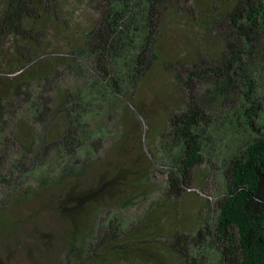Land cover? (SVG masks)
Returning <instances> with one entry per match:
<instances>
[{
    "label": "trees",
    "instance_id": "1",
    "mask_svg": "<svg viewBox=\"0 0 264 264\" xmlns=\"http://www.w3.org/2000/svg\"><path fill=\"white\" fill-rule=\"evenodd\" d=\"M76 6L97 16L76 24ZM181 22L216 32L194 60L161 42ZM201 62L212 65L189 72V101L182 93L171 104L184 84L178 73L168 80L169 66ZM0 68L10 76H0V136L9 129L0 137V183L15 196L0 206V264H63L69 254L81 258L87 243L107 261L145 243L115 213L152 192L151 144L182 145L183 166L168 175L178 200L203 162L213 121L206 110L224 109L247 139L225 170L212 235L221 241V264H264V0H0ZM155 75L149 103L144 84ZM193 77L206 82L200 94ZM102 102L105 121L98 120ZM48 154L55 160L46 170ZM28 174L37 175L36 187L24 186ZM175 247L173 263L189 260L186 248Z\"/></svg>",
    "mask_w": 264,
    "mask_h": 264
},
{
    "label": "rangeland",
    "instance_id": "2",
    "mask_svg": "<svg viewBox=\"0 0 264 264\" xmlns=\"http://www.w3.org/2000/svg\"><path fill=\"white\" fill-rule=\"evenodd\" d=\"M74 2V1H73ZM206 0L202 3H205ZM80 6V5H79ZM79 6H76L77 12L75 13V22L78 23H87L89 17L94 19L96 11H90L88 6H83L82 9H79ZM181 26L174 28V26H169L167 28L169 35L161 37V42L166 47H174L176 50H172L174 53L182 52L187 56L191 54L193 60L196 59L195 50L199 45H205L211 39L215 41V34L212 36L206 35L205 31L202 29H191L187 27L186 22H181ZM176 29V31H175ZM184 29V30H182ZM10 42H13V39H10ZM9 44V43H8ZM12 45V43H11ZM54 45L58 50L63 51V47L60 42H54ZM184 46V47H183ZM183 47V48H182ZM180 55V54H178ZM178 59V58H177ZM212 65L205 64L201 62L200 64L189 63L182 66H169L167 74L168 80H173V74L181 75V84H184L180 90L178 89L175 97L171 100V104L174 105L176 102V96L179 94L185 95L186 102L189 101V88L186 85L188 82L189 72L192 70H199L203 66ZM0 76L7 77L8 69L0 68ZM10 77V76H9ZM158 76H154L153 79L145 83L143 89L144 99L150 103L148 94L152 93L154 90V80ZM84 81V79H81ZM190 82V81H189ZM82 85V82L77 83L76 85ZM1 85V83H0ZM51 85V84H50ZM191 89L194 93L200 94L205 86L206 82L203 79H198L193 77L191 81ZM227 99H231V93L228 92ZM122 101L118 100L117 103L111 108L112 112L120 110L122 106ZM104 109H101V116L98 118L100 121H105V110H109L102 102ZM187 107L186 103H183L180 109ZM225 110H219L218 112L209 111L213 115L212 125L209 131H207V138L202 141L205 142V148L203 152V162L195 165L192 169L193 182L190 187L185 188L183 194L180 198L174 199V195L169 194V183L168 175L169 173L179 172L182 165V155H180L182 145L173 142L172 144L167 145L166 143L162 144L159 140L157 145L151 144L153 151L148 152L150 159H153L151 162V182L153 184L152 192L149 195H144L135 200V202L128 207H120L116 211L117 218L126 223L127 228L132 230L137 229L136 232L139 233L138 239L145 241V243H138L135 248H119L117 250L118 254L123 256H113L111 259L108 258L105 261V253L108 246H103L104 255H94L89 251V243L84 247V250L81 249V258H74L72 254H69L68 257L63 259V264H175L171 257L176 255V247L180 248L183 246L186 248L187 252L191 255L189 260L186 262L183 261V264H190L195 262L196 264H221L220 262V250L217 248V245L221 246V241L212 235V232L215 229V224L218 216V202L223 197L227 189V178L225 175V170L230 161V157L233 154H239L243 148L244 142L247 139V135L242 133L240 130H237L232 127L234 125L229 124V122L224 118ZM7 114L4 115L7 119L10 118V111L7 109ZM175 112H178L177 109ZM13 120V119H12ZM11 120V121H12ZM10 121V122H11ZM111 128L116 133L117 125L111 123ZM109 127V126H108ZM117 128V129H116ZM144 127L143 130H145ZM9 129L3 133L6 135ZM1 135L0 137H3ZM90 152V148H88ZM82 152V150H81ZM88 152H82L79 157L84 159L86 158ZM152 152L155 154L154 157H151ZM96 152H91V155H95ZM90 155V154H89ZM43 157V156H42ZM41 157V158H42ZM54 157H50V154L46 156L45 169L48 170V161H54ZM30 165V162L27 163ZM149 165V163H148ZM4 171H0V175ZM27 180L23 178V184L36 187V182H39L38 178L33 179L31 174H28ZM148 182L144 180V183ZM150 184V183H145ZM3 192V194L1 193ZM6 190L4 186L0 183V206L7 204V201L15 200V196L11 191L5 193ZM172 208L167 211V206L172 204L171 201H174ZM169 202V203H168ZM168 203V204H167ZM175 203H181L176 206ZM1 214V213H0ZM105 218L112 217L113 214L105 213ZM155 222H159V226L155 228V233H148V229L154 226ZM204 229L202 236H198L199 229ZM210 229V233H207L205 230ZM154 232V230H153ZM132 234V233H131ZM130 236H128L129 238ZM197 237L201 241L195 240ZM157 238L158 241H154ZM217 243H216V242ZM175 245V246H174ZM130 253H133L136 256L135 258L128 257ZM38 251L35 253L37 254ZM130 254V255H133ZM175 254V255H174ZM71 258L70 262L68 261ZM7 259V257H6ZM9 260V258H8ZM9 262L8 264H10ZM181 263V264H182ZM56 264H61L56 262ZM178 264V263H177ZM224 264V263H223Z\"/></svg>",
    "mask_w": 264,
    "mask_h": 264
}]
</instances>
